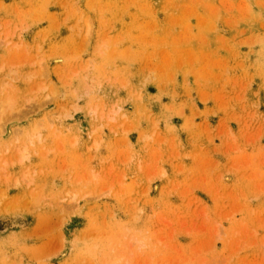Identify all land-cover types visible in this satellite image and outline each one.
<instances>
[{
	"label": "rangeland",
	"instance_id": "rangeland-1",
	"mask_svg": "<svg viewBox=\"0 0 264 264\" xmlns=\"http://www.w3.org/2000/svg\"><path fill=\"white\" fill-rule=\"evenodd\" d=\"M0 264H264V0H0Z\"/></svg>",
	"mask_w": 264,
	"mask_h": 264
}]
</instances>
